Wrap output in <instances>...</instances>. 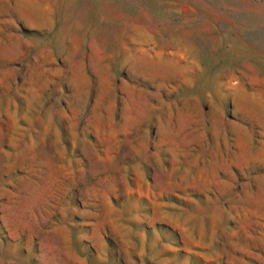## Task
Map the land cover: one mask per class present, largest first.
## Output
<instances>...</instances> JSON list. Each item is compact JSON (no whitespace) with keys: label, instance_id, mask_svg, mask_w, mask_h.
Returning <instances> with one entry per match:
<instances>
[{"label":"rangeland","instance_id":"rangeland-1","mask_svg":"<svg viewBox=\"0 0 264 264\" xmlns=\"http://www.w3.org/2000/svg\"><path fill=\"white\" fill-rule=\"evenodd\" d=\"M0 264H264V0H0Z\"/></svg>","mask_w":264,"mask_h":264}]
</instances>
